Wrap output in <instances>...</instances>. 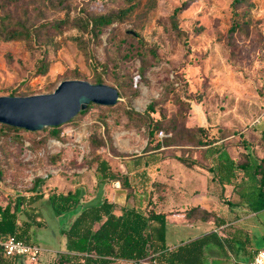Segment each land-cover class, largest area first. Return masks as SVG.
Returning <instances> with one entry per match:
<instances>
[{
    "label": "rangeland",
    "instance_id": "1",
    "mask_svg": "<svg viewBox=\"0 0 264 264\" xmlns=\"http://www.w3.org/2000/svg\"><path fill=\"white\" fill-rule=\"evenodd\" d=\"M41 1L44 0H23L20 4L35 14L34 9ZM233 1L141 0L131 20L107 27L99 40L86 34L90 59L71 40L72 36L77 35V30L66 26L63 34L55 36L56 45L45 43L33 50L22 40L0 39V96L51 93L68 79H84L93 83L96 67L103 73L106 84L119 89L117 80L124 81V93L127 95L120 93L119 102L137 112H145L155 101L158 111L154 116L159 117L162 112L171 117L181 107L175 102L176 97L180 96L192 105L190 123L212 124L217 131H213V135H219L217 127L229 129L227 142L232 145L228 151L232 154L239 155L240 151L248 149L254 156H262L264 0H251L253 7L248 15L249 33L236 32L231 35ZM68 3L71 16L83 12V9L85 13H103L124 5L123 0H68ZM183 5L185 7L178 13V24L184 34L179 35L174 28L172 14ZM66 11L61 9L54 12L49 8L46 16L47 19L63 18ZM44 57L49 61L48 73L36 75ZM135 88L140 95L130 102L128 93ZM200 96L202 100H199ZM98 111L92 107L74 123L69 121V124H62L61 136L64 140L49 137L51 130L48 127L40 131H22V137L13 141L0 140V202L5 204L21 195H33L31 188L41 173L58 171L45 178L42 186L44 199L37 201L47 222L44 226H37L33 234V240L35 236L43 249L37 264H57V252L65 242L61 228L70 226L69 222L82 208V205H78L69 210L64 218H57L53 205L46 200L49 196L75 192L76 187L82 186V199L92 202L105 197L106 189H117L113 184L109 187L106 182L99 189L96 186L98 182L93 179L97 163L92 160L94 153L89 138L93 134L92 126ZM259 118L263 119L262 122L256 123ZM123 121H126V117ZM230 131H236V136H230ZM146 136V129L138 132L136 129L129 131L115 127L112 132L113 146L102 147L98 153L109 160L115 169H126L130 158L143 152ZM242 136L248 141V148L242 144ZM53 140L57 142L56 145H52ZM26 142L32 144L27 146ZM57 154H60V158L54 163L52 157ZM173 157V151H166L159 156L158 163L154 161L147 167L153 173L157 167L163 172V165H168L171 171L185 168L174 162ZM115 192L117 198L121 191L117 189ZM99 193H102V197L98 198ZM145 201L144 192L131 198V204L139 206H143ZM262 213L259 218L244 214L242 220L226 226L227 229L219 228L217 231L220 235L233 240L234 248L207 247V264L247 262L256 245H264V239H260L264 237V211ZM209 226L211 224L202 223L185 228L179 234L197 238L206 234ZM177 235L171 226L168 243L179 242ZM17 264L32 263L19 257ZM112 264L133 263L119 260Z\"/></svg>",
    "mask_w": 264,
    "mask_h": 264
},
{
    "label": "trees",
    "instance_id": "2",
    "mask_svg": "<svg viewBox=\"0 0 264 264\" xmlns=\"http://www.w3.org/2000/svg\"><path fill=\"white\" fill-rule=\"evenodd\" d=\"M22 1L0 0L1 40H22L33 50L44 46L45 43L56 45L55 36L63 34V28L66 26L68 29L77 30V35L72 36L71 40L77 44L87 59L91 58V54L89 53V39L86 34H91L93 39L99 40L107 27L131 20L141 4V0H123L124 5L103 13H85L83 9V12L71 16L68 0L41 1L34 9L35 14L20 4ZM232 4L233 15L230 34L233 35L236 32L249 33L248 15L251 7H253L251 0H234ZM184 7L185 5L177 7L172 14L173 25L179 35L184 33L178 24V13ZM49 8L53 9L54 12L67 9V14L63 18L47 19L46 15ZM48 68L49 61L44 57L41 59L36 75H46ZM76 74L80 73L76 72ZM93 79V83L107 82L103 73L98 71L96 67H94ZM117 85L120 93L125 95L126 84L124 81L117 80ZM139 95V90L135 88L128 93L127 98L131 102ZM199 100H202L201 96ZM175 102L181 107L171 117L162 112L159 117H155L154 113L158 111L155 101L143 113L137 112L121 101L113 106L91 103L86 110L69 122L74 123L92 107L99 110L93 122V134L90 136L89 142L94 153L92 160L97 163L95 169L101 182L116 180L120 181L123 187L130 189L127 173L115 169L109 160L103 158L100 152L98 153L102 147L113 146L112 132L115 127H123L129 131L136 129L138 132L146 129V145L141 155H134L130 158L132 168L148 165L155 160L158 154L169 150L173 151L174 157L187 167L193 168L196 165V161L192 159L193 153L202 152L206 147L218 142H221L218 149L220 152L229 147L230 143L227 142L229 129L217 127L219 135H213L209 127L190 123L192 110L190 102L183 100L180 96L176 97ZM124 117H126V121H123ZM62 126L48 127L51 130L49 137L64 140V137L61 136ZM25 130L0 123V140L4 142V140L19 139L22 137L21 132ZM161 130L168 134L162 139L159 138ZM230 133V136H236V131H230ZM242 140L244 147L248 148L249 143L244 136H242ZM260 142L264 147V130H262ZM115 155L120 156V154ZM240 156L237 161L232 162L229 169H238L244 172L242 181L236 186L238 200L235 202L231 199L228 202L231 211L240 208L244 213L232 214L230 221L239 220L244 214L248 215L264 210V155L254 156L250 150L245 149L241 151ZM58 158H60V154L53 156L52 161L56 163ZM228 172L230 171H227V174ZM45 182V178L36 179L31 188L33 195L29 197L21 195L5 204L0 202V242L5 241L10 236H16L26 242L35 243L33 229L37 226H43L45 223L39 219L41 213L36 211L37 207L34 204L44 197L42 186ZM163 186L162 183H155L145 212L135 207L124 206L121 207L123 212L118 214L115 212L118 204L108 199L86 203L70 227L62 230V234L66 236V252L60 253L57 264H112L119 260L133 263L135 260L151 254H156L160 260L178 264H207L205 258L207 247L211 245L222 249L227 246L233 247L232 243L234 242L230 237H223L218 231H211L170 248L167 244V217L169 213L158 211L156 209L157 202L154 199L158 198L161 202L165 198V195H161L159 191ZM158 191L159 196L155 197V193ZM131 193L129 192L130 195ZM81 196V190L67 194L54 193L51 195L50 201L57 215H62L80 205ZM93 202L97 203L92 204ZM186 218L193 222L214 220L218 226L226 223L214 212L201 207L187 209ZM260 239H264V237ZM262 246L264 245H258L256 250ZM17 259L4 257L0 244V264H16ZM234 264L245 263L237 261Z\"/></svg>",
    "mask_w": 264,
    "mask_h": 264
},
{
    "label": "crops",
    "instance_id": "3",
    "mask_svg": "<svg viewBox=\"0 0 264 264\" xmlns=\"http://www.w3.org/2000/svg\"><path fill=\"white\" fill-rule=\"evenodd\" d=\"M201 126L207 128L209 127L211 133L215 134L213 131H215L214 129L216 128H213L212 124H210V126L202 124ZM220 143L221 142H218L217 144L206 147L202 152L198 151L193 153L192 159L196 161V165L193 168L187 167L179 159L173 157V159H175L174 162L177 161L182 166H185V168L179 167V169L171 171L168 165H163L165 167L163 172L157 167L156 168L157 170H155V172L153 173L151 172V169L147 167L152 162L149 163L148 165H144L139 168H132L133 165H132V161L130 160V162L126 164V169H120L122 172L127 173L130 182V189L123 187L121 182L116 180L115 181L107 180L101 182L99 180V177L97 176V172L95 169V174L93 175L94 176L93 179L96 182H98L96 183V186L97 187L99 186V189H101L100 188L101 184L103 182H106L108 183L109 187L113 184L115 188L121 191L119 193V196L116 198L114 193H116L115 191H117V189H113V188L106 189L105 197H103L100 201L108 199L109 201L118 204V208L115 210V212L118 214H121L123 212L121 207L124 206L135 207L136 209L145 212L147 206L149 205L151 194L155 187V183L159 182L164 184V186L161 187L159 191L161 195H165V198L161 202H159L158 198H154V199L157 202L156 209L158 211H165L169 213L167 217L168 218L167 244L170 248H174L181 243L195 239V238H188L189 236L185 237L179 234L185 228L196 227L202 223H207V224H211V226H209V228H207L206 230L208 231L207 233H210L211 231H217L219 228L225 230L226 226L234 225L238 221L242 220V218L233 221L229 220L234 214L237 213L241 214L242 210L240 208H237L234 211H231L228 201L232 199L233 201L236 202L238 200L236 186L242 181L244 172L238 169L229 170L230 166H232V162L234 160L237 161V159L241 157L240 156L241 151L239 152V155L236 154L234 155L230 151H228L229 147L231 146L229 145V147H227L225 151L220 152L218 150ZM141 154L142 153L137 155H141ZM161 154L163 153H160L155 157L154 161H156V163H158V161L160 160L159 156ZM227 171L230 172H228L227 174ZM77 190H81L83 192L84 188L82 186L81 187L78 186L75 188V191ZM159 191L155 193V197L159 196ZM129 192H132L131 195L129 194ZM141 192H144V195L146 194L145 204L143 206H139L136 203L131 204V198L134 199V197H136V195L138 194H141ZM97 196L98 198L102 197V193H99ZM50 197L51 196H49V198L47 197L48 199L46 200L48 203L51 204ZM85 200L82 199L81 196L80 205H82L81 206L82 208L73 218V220L82 211L86 203L89 202ZM34 205L37 207L36 211L41 213V217L39 219L45 222L44 225H46L47 222L45 221L43 210L40 206V203L37 202ZM191 207H201L208 211L214 212L217 216L223 218L226 221V223L225 225L218 226L217 222H215L214 220H207V221L197 220L195 222L188 221L186 218V210ZM263 211L264 210L255 213L253 212L248 214L247 216H255L259 218L263 214L262 213ZM66 213L62 215H57V218H61V219L64 218ZM72 222H69V224L71 225ZM171 226L175 228V231L178 234L177 241L179 242L175 244L168 243V233L170 231ZM68 227L70 226L62 227L61 232L63 229H67ZM35 228L33 229L34 233H35ZM34 239H35L34 242L40 245L35 236ZM247 240L249 239L247 238ZM233 248L234 245L231 249ZM63 252H66V236H65V242L63 243V247L60 248V250H58L57 255H60V253ZM16 264H17V260H16Z\"/></svg>",
    "mask_w": 264,
    "mask_h": 264
},
{
    "label": "water",
    "instance_id": "4",
    "mask_svg": "<svg viewBox=\"0 0 264 264\" xmlns=\"http://www.w3.org/2000/svg\"><path fill=\"white\" fill-rule=\"evenodd\" d=\"M120 99L119 89L112 85L68 79L51 93L0 96V123L40 131L71 121L91 103L113 106Z\"/></svg>",
    "mask_w": 264,
    "mask_h": 264
},
{
    "label": "built area",
    "instance_id": "5",
    "mask_svg": "<svg viewBox=\"0 0 264 264\" xmlns=\"http://www.w3.org/2000/svg\"><path fill=\"white\" fill-rule=\"evenodd\" d=\"M262 118L256 120V123H261ZM166 134L163 130L159 132V137H163ZM52 145H56L57 142L53 140ZM27 146L30 142H26ZM52 173H58L57 170H51L49 172L41 173V177L46 178ZM2 245V252L4 257L8 258H19L23 257L29 260L32 264H37L40 260V255L43 251L40 245L37 243H29L23 239H19L16 236H10L5 241L0 242ZM134 264H178L169 261H163L158 258L156 254H151L142 259L135 260ZM245 264H264V247L259 248L253 252L252 256L248 259Z\"/></svg>",
    "mask_w": 264,
    "mask_h": 264
},
{
    "label": "bare ground",
    "instance_id": "6",
    "mask_svg": "<svg viewBox=\"0 0 264 264\" xmlns=\"http://www.w3.org/2000/svg\"><path fill=\"white\" fill-rule=\"evenodd\" d=\"M54 142L52 141V144H53Z\"/></svg>",
    "mask_w": 264,
    "mask_h": 264
}]
</instances>
